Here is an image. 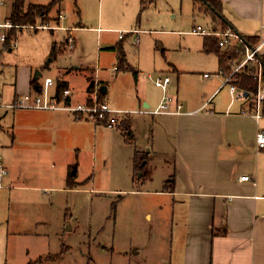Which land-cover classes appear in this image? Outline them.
Masks as SVG:
<instances>
[{"label":"rangeland","instance_id":"374dc122","mask_svg":"<svg viewBox=\"0 0 264 264\" xmlns=\"http://www.w3.org/2000/svg\"><path fill=\"white\" fill-rule=\"evenodd\" d=\"M34 3V0H28V4ZM11 5L12 0H4V5L0 6V25L5 23ZM71 16L74 17L73 13ZM57 22L58 12L53 11L37 23H44L47 30L22 27L14 38L17 45L13 46V51H3L0 60L1 106L11 104L17 91L19 94L28 92L25 68L39 69L43 83L48 77L56 82L59 76L80 66L84 68L83 72L69 77L73 104L84 99L91 75L89 69H92L98 80L105 81L103 86L108 90L102 101L113 109H130L137 98L133 75L114 71L118 52H101L100 35L107 36L114 45L119 42L120 35L130 36L125 43L126 60L140 71L144 82L139 90L147 89L149 98L159 99L162 95L150 77L166 74L173 81L172 89L176 87L177 73L170 65L182 72L181 90H189L192 86L202 88L204 74L216 77L220 72L217 56L203 51L205 36L193 33L197 26L212 29L208 13L201 3L195 4V0H155L145 10H142L141 0H95L91 8L83 6L78 18V23L84 27L71 28L69 34L77 41L75 50L66 47L67 31L50 29ZM63 25L74 27L76 24L66 21ZM227 49L236 53L235 67L228 77L234 78L246 68H258V65L248 63L236 71L246 55L232 45L221 51ZM227 88L230 91V85ZM169 94L173 93L169 91ZM151 110H155V106ZM19 111L22 109L0 108V157L9 173L0 181V264H28L40 257L44 264H147L148 257L161 254L162 247L155 246L154 232L159 219L170 223L172 214L170 210L162 211L170 208V201L156 193L170 180L165 181L172 168L153 162L157 172L152 176V183L142 187L138 181L142 174L146 177L149 170L142 165L132 181L131 167L127 163L132 147L121 148L115 141L101 146L93 159L90 143L85 150L82 148V154L79 146L66 152L59 151L58 157L65 168L56 170L53 179L45 180L46 165L38 168L27 151L11 149L14 120ZM169 148L167 144L168 151ZM13 155L24 164L19 172L31 173L32 180L24 175L23 182L16 181ZM26 162L33 163L29 166ZM65 169L70 171L68 180L73 182L72 187L65 181ZM75 169L77 173L72 176ZM126 172L128 178H124ZM23 184L34 188L18 187ZM114 189L122 192L114 193ZM133 189L136 191L132 192ZM13 233L22 237L13 240ZM165 239L168 241L167 235ZM13 241H16L14 246Z\"/></svg>","mask_w":264,"mask_h":264},{"label":"crops","instance_id":"0c3cea01","mask_svg":"<svg viewBox=\"0 0 264 264\" xmlns=\"http://www.w3.org/2000/svg\"><path fill=\"white\" fill-rule=\"evenodd\" d=\"M2 1L4 5V0ZM52 1L34 0V5H48ZM94 1L62 0L51 11L58 12L59 21L53 26L57 27L53 30L67 31V37L73 39L74 50L77 49V41L69 34L71 28L79 30L84 27L78 23V18L81 17L83 6L91 8ZM222 13L232 25L231 29L239 35L255 37L258 41L260 36L264 37L262 30L264 0H222ZM10 15L9 10L5 16V23L9 22ZM66 21L76 25L74 27L63 25ZM129 37L120 35L119 42L114 45L107 36L100 35V50L117 54L111 48L122 43L125 49ZM68 38L65 42L66 47L72 50ZM10 45L5 51H13ZM104 48L105 51H102ZM116 62L114 71L119 72L118 57ZM129 65L132 67L131 64ZM234 65L232 62L231 69L235 67ZM170 66L171 70L177 73V85L172 89L173 81L170 78L168 93L171 91L173 93L171 95L183 104L184 114L171 116L138 113L142 110L152 111L153 106L157 108L164 93L161 90L162 95L158 99L149 98L147 89L141 92L139 89L144 80L137 70L139 74L137 80L133 76L137 86V98L130 109H114L127 112L120 116L121 121L115 128L109 129L89 120L77 119L68 111L22 109L14 120L11 149L14 152L27 151L38 168L46 165L48 170L45 180H50L54 178L56 170L65 168L62 159L58 157L59 151L66 152L79 146L78 149L82 154L92 143L94 159L101 146L114 144L115 141L121 148L132 147L127 162L131 167L132 181H135L136 176L134 170L136 153L146 156L142 165L149 170L148 175L145 177V174H142L138 181L142 183V187L152 183V176L157 172L153 163L155 161L162 167L172 168V171L168 170L165 181L169 178L174 179L171 190L165 189V184L162 191L156 193L170 201V208L162 211L165 213L170 210L172 216L170 223L159 219V225L154 232L155 246L162 247V252L157 257H148L146 260L148 263L156 261L155 264H264V147L259 146L257 142L259 132H264V119L262 117L256 120L251 114L242 112L247 110L248 101L236 98L231 91H228L226 75L221 72L220 66V72L216 77L209 73L203 75L202 88L192 86L189 90L179 88L182 72L174 65ZM83 69L79 66L73 72H65V76H59L56 86L51 89L52 94L57 93L59 82L66 83L67 88L70 89L69 77L74 73H82ZM37 71L40 70L25 68L24 77L28 92L19 94L17 91L14 100L38 91L36 87L39 89L42 83L40 79L34 80ZM89 71L91 75L88 80L92 79L100 83L98 86L101 91L105 87L103 86L105 81L98 80L92 69ZM206 75L210 77L206 78ZM32 81L38 84L32 85ZM88 87L89 83L84 99L81 102L76 100L77 104L86 103L91 99ZM197 110H199L198 114H189ZM122 121L130 123L133 142L128 143L123 136L120 127ZM167 144L170 145L169 151ZM54 149L56 152L53 151ZM12 159L16 167V181L23 182L24 175H28L27 179L32 180L31 173L19 172L20 166L24 165L22 160L16 159L14 155ZM2 161L1 158L0 163L6 174L0 172V181L9 174ZM32 163L25 164L31 166ZM69 172L68 169L65 171V181L71 186L73 182L68 180ZM244 176L253 178L255 182L242 181L241 178ZM128 177L129 173L126 172L124 178ZM18 187L34 188L24 184ZM135 191L133 189L132 192ZM113 192L122 191L114 189ZM147 217L150 218V214ZM166 235L168 241L165 239ZM12 237L15 240L22 236L13 233ZM15 242H12L13 246ZM167 246H169L168 250H166ZM20 261L23 262L24 259Z\"/></svg>","mask_w":264,"mask_h":264},{"label":"built area","instance_id":"2783aa9c","mask_svg":"<svg viewBox=\"0 0 264 264\" xmlns=\"http://www.w3.org/2000/svg\"><path fill=\"white\" fill-rule=\"evenodd\" d=\"M3 1L0 0V5ZM63 18V16H61ZM14 26L10 23H4L0 25V59L3 51H5L8 46L7 42V32L6 30L13 28ZM31 29H47L48 27L44 25L40 26H28ZM22 28V27H16ZM27 28V27H23ZM57 27H52L51 29H56ZM264 31V26L262 27ZM194 34H200L203 36H211L219 38V46L221 48H229L232 45L237 48L239 53L243 52L246 55L245 60L239 64V68L246 66L248 63H254L258 65L253 72L258 81V92L251 102L246 99L244 92L239 91L237 87L231 83L233 77L226 76V84L230 85L231 93L239 99L248 101L247 110H243L244 114H251L256 120H260L264 116V80L262 74V68L260 65L259 55L264 51V37H259L257 45L251 46L246 43L241 35L234 32L232 29L226 31H214L212 29L207 30L202 26H197L193 29ZM122 37V36H121ZM233 41V42H232ZM69 47L74 48V42L71 37L68 38ZM17 43L12 41L10 46H16ZM233 62V61H232ZM234 63V62H233ZM258 63V64H257ZM232 64V63H231ZM235 66V65H234ZM234 68V67H233ZM236 71L233 73L235 74ZM232 75V74H231ZM209 78L210 75H206ZM154 84L163 91V97L155 110H142L138 113L142 114H152V115H171L179 116L184 114V106L180 103L176 97L168 93V89L171 84V79L167 75H158L156 78L150 77ZM56 86V82L52 78H46L45 81L40 85L38 91L33 94H26L22 97L16 98L11 104L6 106H1L0 108H5L8 110H19V109H36V110H52V111H68L73 113L77 119H85L93 122L94 124L105 126L109 129L115 128L121 121V115L127 112L118 111L110 108V106L102 102L99 98V88L90 95L91 102L73 104L72 102V92L70 89L66 88L61 94H52L51 89ZM237 92H239L238 95ZM199 110L190 112L189 114H198ZM258 145L264 147V132L260 131L257 136ZM1 160V157H0ZM0 172L5 175L6 170L0 163ZM242 181L252 182L255 181L249 176H244L241 178Z\"/></svg>","mask_w":264,"mask_h":264},{"label":"trees","instance_id":"16d2710c","mask_svg":"<svg viewBox=\"0 0 264 264\" xmlns=\"http://www.w3.org/2000/svg\"><path fill=\"white\" fill-rule=\"evenodd\" d=\"M62 0H53L48 5H34L28 4V0H12L11 5V15L8 18V21L14 26L11 29H8L7 32V42L6 46H9L10 43L15 38L18 29L16 27H28V26H37L38 22H42L47 14H49L53 8ZM155 0H141L142 10L147 9L151 4H153ZM201 3L203 5L204 10L208 13L211 20V27L214 31H226L231 29L232 25L228 20L224 17L222 13V0H195V4ZM246 43L251 46H255L258 43L257 38L255 37H245L242 36ZM114 51L118 52V70L119 71H130L133 73L134 78L137 80L138 71H136L133 67H131L126 60L125 50L122 43L112 47ZM221 47L219 46V38L205 36L203 40V51L207 54L213 53L217 56L219 61V66L221 72L228 76V73L231 71V63L235 60L234 50H226L225 52L221 51ZM56 51L54 47L53 52ZM236 54V53H235ZM239 54V53H238ZM237 54V55H238ZM236 55V56H237ZM234 58V59H233ZM260 65L262 68L263 80H264V51L259 55ZM248 67V66H247ZM254 70H249L248 68L244 69L242 73L235 74L231 83L234 84L239 91L244 92L246 94V99L249 102L253 100L255 95L258 92V82L253 74ZM89 87L88 93L91 95L96 88H99L100 91V83H96L94 80L89 79ZM38 82L32 81V85H37ZM99 85V86H98ZM67 88L66 83H58L57 93L61 94L64 89ZM99 98L101 100L102 94L101 91L99 93ZM91 102V99L88 100ZM123 136L125 137L128 143L133 142L134 136L132 130L130 128V123L127 121H122L120 124ZM146 156L144 154L136 153L134 159V170L137 172L142 164L145 162ZM144 166V165H143ZM174 185V179L171 178L167 181L165 189H172ZM28 264H44L42 262L41 257L35 261L30 262Z\"/></svg>","mask_w":264,"mask_h":264},{"label":"water","instance_id":"95a60500","mask_svg":"<svg viewBox=\"0 0 264 264\" xmlns=\"http://www.w3.org/2000/svg\"><path fill=\"white\" fill-rule=\"evenodd\" d=\"M41 77H42V73H41L40 71L35 72L34 80L38 81ZM36 90H38V87H36ZM101 93H102L103 95H105V94L107 93L106 87H103V88L101 89ZM246 96H247V95L245 94V97H246ZM76 173H77V171H76V169H75L74 172L72 173V176H75Z\"/></svg>","mask_w":264,"mask_h":264}]
</instances>
